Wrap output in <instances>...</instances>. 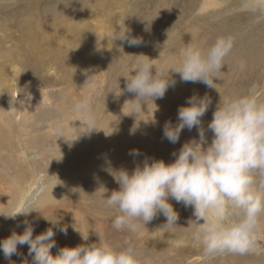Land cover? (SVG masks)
Instances as JSON below:
<instances>
[{
	"label": "rangeland",
	"instance_id": "obj_1",
	"mask_svg": "<svg viewBox=\"0 0 264 264\" xmlns=\"http://www.w3.org/2000/svg\"><path fill=\"white\" fill-rule=\"evenodd\" d=\"M125 28L132 36L142 37L143 45L130 47L115 40L116 32ZM189 29H198L195 38ZM229 35L235 38L234 48L215 80L216 89L188 82L185 90L175 83L163 98L143 105L136 114L130 103L135 95H119L138 55L153 60L166 77L170 57L179 62L185 45L191 42L206 50L218 37ZM263 58L264 0H0V217L27 211L26 202L37 189L45 192L53 179L75 175L62 198L41 210L45 218L35 211L28 216L18 214L15 219H4L3 230L9 231L10 223L22 225L25 219L32 223L36 218L33 237L50 227L56 232L53 256L64 247L128 239V234L112 228L113 215L105 206L104 199L119 185L110 174L90 173L89 168L101 159L107 163L102 170L117 165L130 173L146 157L172 163L174 152L199 138L197 128H185L176 144L163 138L165 123H178V108L168 104L179 97L186 102L192 95H210L214 102L202 117V126L211 142L213 134L207 126L221 96L244 94L253 84L264 87ZM169 77H174L171 71ZM17 94L18 100L25 101L23 107L11 102ZM85 97L97 113L94 133L105 123L111 128L115 125L117 132L121 126L122 139L116 137L107 146L109 150L91 148L92 133L78 138L72 127H79L77 120L81 119L72 106ZM117 111L123 116L119 122ZM57 121L64 124L62 136L55 130ZM138 142L142 157L134 163L112 153L116 148L130 152ZM42 163L55 172L51 179H46L49 172L40 171ZM169 202L179 214L178 226L188 227V220L195 219L193 209ZM165 223L166 218L158 214L131 239L137 253L150 257L152 264H264V254H230L207 260L196 248L174 244L183 229H162ZM58 227H67V234ZM23 248L28 250L27 245ZM8 261L4 264H24L20 258Z\"/></svg>",
	"mask_w": 264,
	"mask_h": 264
},
{
	"label": "clouds",
	"instance_id": "obj_2",
	"mask_svg": "<svg viewBox=\"0 0 264 264\" xmlns=\"http://www.w3.org/2000/svg\"><path fill=\"white\" fill-rule=\"evenodd\" d=\"M197 33L198 29L190 33L192 39ZM115 40L130 47L144 43L142 37L132 36L127 28L117 31ZM234 43L235 38L231 35L218 37L206 50L190 42L180 50L178 63L175 56L170 57L171 67L166 77L153 60L138 55L125 77V88L119 87V95L123 92L135 95V100L130 103L136 114L143 105L155 104L170 86H175L176 81L169 77L170 71L179 74L182 82L203 83L216 89L215 80L219 79ZM240 67L243 70V62ZM18 95L11 97V102L23 107L25 101L18 100ZM27 98L31 99L30 96ZM211 105L212 99L208 95H193L178 108V123H165L163 138L172 144L179 141L185 128L189 131L197 128L198 131V139H191L178 153L172 154L175 157L172 163L146 157L131 173L123 168L107 169L119 188L104 199L105 206L113 215L112 228L128 234V239L64 247L53 256L51 249L56 246L53 227L33 237V223L26 219L23 234L13 231L9 237L0 240V251L5 259L21 255L18 246L27 245L32 264H152L150 257H141L137 253L131 239L158 214L166 218L162 229H183L173 240L174 244L196 248L207 260L230 254H264V87L253 84L244 94L221 97L207 126V131L213 134L209 142L202 117ZM72 107L81 116L77 120L80 126H72L77 130L78 138L97 130V113L87 97L77 100ZM55 130L59 136L63 135L62 121L55 123ZM129 155L135 157L140 152L133 149ZM35 172L39 175L38 168ZM43 192V188L37 189L26 202L28 210L18 214L28 216L33 211L41 214L48 205ZM170 199L193 209L195 219L188 220V227L178 226L179 214ZM18 214L3 216L15 219ZM49 222L56 226V222ZM57 230L67 234V227Z\"/></svg>",
	"mask_w": 264,
	"mask_h": 264
},
{
	"label": "bare ground",
	"instance_id": "obj_3",
	"mask_svg": "<svg viewBox=\"0 0 264 264\" xmlns=\"http://www.w3.org/2000/svg\"><path fill=\"white\" fill-rule=\"evenodd\" d=\"M236 1V0H235ZM238 2V1H237ZM235 5V4H234ZM227 14V13H226ZM189 30H191V29H189ZM189 30L186 32L187 34L188 33H190L189 32ZM189 36H190V34H189ZM263 36V35H262ZM261 38V37H260ZM262 42V41H261ZM248 50V49H247ZM264 59V58H263ZM177 63H178V61H177ZM231 63V62H230ZM258 63H259V61H258ZM169 64H171V63H168V65ZM229 64V63H228ZM167 65V64H166ZM258 70V69H257ZM171 74H173V76L174 77H171L173 80H175L176 81V83L177 84H179V86H181V85H183V89H187V85H188V83H185V82H182L181 80H180V76H179V74H177V73H172L171 72ZM177 86V85H176ZM200 87V86H199ZM205 87H207L206 85H205ZM179 88V87H178ZM181 88V87H180ZM219 90H221V89H219ZM183 91V90H182ZM198 91V90H197ZM188 92V91H187ZM213 92V91H212ZM218 92V91H217ZM180 93V92H179ZM185 93H186V91H185ZM184 93V94H185ZM190 93V92H189ZM210 93V92H209ZM223 93V92H222ZM187 94V93H186ZM193 94V93H192ZM221 94V93H220ZM225 94H226V91H225ZM172 95V94H171ZM191 95V94H190ZM193 96V95H192ZM215 96V95H214ZM226 96H227V94H226ZM169 97H171V96H169ZM191 97V96H190ZM209 97H210V95H209ZM216 97V96H215ZM218 97V96H217ZM220 97V96H219ZM218 97V98H219ZM222 97V96H221ZM180 98H182V97H179V99L177 98V99H172V101H171V103L170 104H168L169 105V107H171V109H173L174 107H176V108H179L180 106H183L184 105V103H185V101L183 102L182 100H180ZM189 98V97H188ZM217 98V99H218ZM226 98V97H225ZM214 102V101H213ZM213 102H212V104H213ZM218 104V103H217ZM120 109V108H119ZM174 111V110H173ZM117 112H119V111H117ZM118 116H117V118H118V122H119V120H121L122 118H123V116H122V114H121V112H119L118 114H117ZM106 124V123H105ZM105 124H103V125H101V127L99 128V132L97 133V131L94 133V132H92V137H93V139H92V146H91V148L93 147L95 150H98V149H101L102 147H106L107 148V146L109 145V144H114L116 141H117V139H116V137L117 138H120V140L122 139V134H123V132L121 133V126H119V131L117 132L116 131V126L114 125L112 128L111 127H108V126H104ZM118 125H121V124H118ZM114 128V129H113ZM132 129L133 130H135V128L134 127H132ZM132 131V130H131ZM125 135V134H124ZM135 135H137V134H135ZM115 137V138H114ZM124 138V137H123ZM120 140H118V141H120ZM87 142V141H86ZM142 144L141 143H137L136 145H133L132 146V148L130 149V151L131 150H133V149H136V150H139V152H140V155H138V156H135V157H133L132 155H129V153L130 152H127V153H125V152H122L121 151V149L120 150H117V148H116V150H112V153H114V155H116L117 157H120V158H122V159H124L125 160V158L128 160V161H138L139 160V157H142V151H140L143 147L141 146ZM135 146H137V148H135ZM108 149V148H107ZM94 150V151H95ZM109 150V149H108ZM128 155V156H127ZM40 160V159H39ZM40 161H42V160H40ZM134 163V162H133ZM37 164H39V163H37ZM106 164V165H105ZM105 166H107V163H105L104 162V160L103 159H101L100 161H98V163H96L94 166H92L91 168H89V170H90V173H99V174H103V175H106V174H109L108 173V171H107V169H109V167H107V168H105L104 170H102ZM119 166V165H118ZM111 167V166H110ZM117 167V165H115V167H111L113 170H119V169H122L123 167H119V169H117L116 168ZM19 168V167H18ZM40 168V171H44V172H49L48 173V176H47V173L45 174V176H47L46 177V179L47 178H49V179H51L52 177H53V173H55V172H53L51 169H45V167H44V165H43V163H42V166L41 167H39ZM101 169V170H100ZM25 170H26V168H25ZM18 171V170H17ZM59 171V170H58ZM86 171V170H85ZM18 172H20V171H18ZM24 172V171H23ZM44 176V177H45ZM73 176H75V175H72V176H64V177H60L59 178V180H55V179H53L52 180V184L50 185V186H48L47 188H46V190H45V192L43 193V195L45 196V198L47 199V201H48V203L50 204V205H53V203L51 202V201H56V200H60L61 198H62V196L67 192V190H68V183H70L71 182V180H73L74 179V177ZM108 176V175H107ZM15 178H16V176H15ZM18 178V177H17ZM111 178V177H110ZM17 180V179H16ZM61 182V183H60ZM27 183V182H26ZM24 185V184H23ZM19 189V188H18ZM52 189H53V191H52ZM53 195V196H52ZM54 197V198H53ZM27 218V217H26ZM32 218V217H31ZM31 218H28V219H31ZM4 219H5V217H0V231H3V233H1L0 234V240H3V239H5V238H7V237H9L11 234H12V232L13 231H15V232H17L18 234H23V231H24V227H25V225H24V221L26 220H24L23 222H22V225H20L19 227H17V223H10V224H8V228L10 229L9 231H7V230H3L4 228H5V226H6V224L7 223H5V225L3 226V221H4ZM40 219V218H39ZM38 220L35 218L34 220H33V218H32V223H34L35 225H36V223H38L37 222ZM34 225V226H35ZM36 227H34V232L36 231ZM33 232V234H36V233H34ZM37 232V231H36ZM18 251L21 253V255H13L11 258H20V260L21 261H24V264H26L27 262H29V263H32V258H31V260H30V257L31 256H29L27 253H28V250L26 249V248H23V246H18ZM0 253H3L2 251H0ZM23 257L24 258H26L27 260H25V259H23ZM6 261L7 262H9L8 261V259H5V257H4V255L2 256V257H0V262H3V264H4V262L6 263ZM12 261H13V259H12ZM18 261V260H17ZM20 262V261H19ZM26 262V263H25ZM23 263V262H22ZM20 264V263H19Z\"/></svg>",
	"mask_w": 264,
	"mask_h": 264
}]
</instances>
